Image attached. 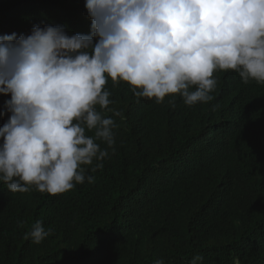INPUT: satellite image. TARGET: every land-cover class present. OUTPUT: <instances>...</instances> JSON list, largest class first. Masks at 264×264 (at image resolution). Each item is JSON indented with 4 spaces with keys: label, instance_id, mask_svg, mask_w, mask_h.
<instances>
[{
    "label": "clouds",
    "instance_id": "obj_1",
    "mask_svg": "<svg viewBox=\"0 0 264 264\" xmlns=\"http://www.w3.org/2000/svg\"><path fill=\"white\" fill-rule=\"evenodd\" d=\"M77 1L73 26L54 12L30 34L0 35V181L12 192L56 195L94 182L83 165L118 157L125 132L144 141L160 109L211 101L217 70L264 83V0ZM233 107L219 128L190 139L215 154L219 130L229 138L242 127ZM253 162L264 165V155L251 150L237 180L250 181ZM51 232L37 220L24 238L39 244ZM258 238L250 231L247 247Z\"/></svg>",
    "mask_w": 264,
    "mask_h": 264
},
{
    "label": "trees",
    "instance_id": "obj_2",
    "mask_svg": "<svg viewBox=\"0 0 264 264\" xmlns=\"http://www.w3.org/2000/svg\"><path fill=\"white\" fill-rule=\"evenodd\" d=\"M54 12L69 26L81 21L77 0H0V35L30 34ZM214 77L211 101H179L170 115L162 108L144 141L125 132L118 157L83 165L94 182L52 195L34 186L12 192L0 181V264H190L197 255L202 264L264 262V165L253 162L250 181L236 179L251 150L264 155V83L245 84L234 70ZM233 106L242 127L229 138L219 130L215 154L190 139L219 128ZM37 220L52 229L39 244L24 238ZM252 230L259 238L249 248Z\"/></svg>",
    "mask_w": 264,
    "mask_h": 264
},
{
    "label": "bare ground",
    "instance_id": "obj_3",
    "mask_svg": "<svg viewBox=\"0 0 264 264\" xmlns=\"http://www.w3.org/2000/svg\"><path fill=\"white\" fill-rule=\"evenodd\" d=\"M209 177V176H208ZM210 178V177H209ZM260 189H261V187H260ZM261 191V190H260ZM148 194V193H147Z\"/></svg>",
    "mask_w": 264,
    "mask_h": 264
}]
</instances>
